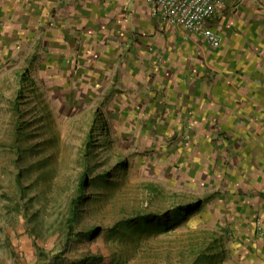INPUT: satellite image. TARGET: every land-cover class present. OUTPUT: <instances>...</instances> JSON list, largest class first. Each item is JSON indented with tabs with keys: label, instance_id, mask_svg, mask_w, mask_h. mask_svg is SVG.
<instances>
[{
	"label": "rangeland",
	"instance_id": "obj_1",
	"mask_svg": "<svg viewBox=\"0 0 264 264\" xmlns=\"http://www.w3.org/2000/svg\"><path fill=\"white\" fill-rule=\"evenodd\" d=\"M71 4L72 0H60L58 7ZM8 5H0V264H81L86 260L94 261L92 264H205L204 259H217L213 264H264V247L237 241L234 229L220 231L224 219L233 222L231 217H238L233 215L230 190L219 180L215 183V178L207 181L203 175L207 168L201 164L187 167L188 159L193 158L186 151V141L192 139L190 118L184 114L181 97L176 99L168 92L178 89L154 78L149 81L146 73L136 69L141 64L130 66L131 71L123 70L113 59L101 64L106 57L97 55V47L71 57L61 50L34 52L29 40L26 50L20 47L16 51L13 21L9 20L14 13L9 14ZM51 21L50 25L56 26L54 19ZM57 23L64 33L66 28ZM97 26L94 22L87 28ZM77 30V38L88 35L82 28ZM124 43L135 44V40ZM95 58L99 65L93 62ZM25 69L33 82L25 86L24 93L32 96L23 98L22 108L32 121L29 128L33 134L24 143L48 138L43 130L49 124L57 141L54 145L51 139L39 154L27 152L22 157L15 144L17 114L13 104ZM140 73L143 76L138 78ZM100 110L110 124L109 134L103 131L102 137L110 140L101 152L120 154L129 167L116 171L115 199L110 201L105 195L82 206L75 231L95 226L101 231L89 238L69 231L65 224L81 172L79 153L94 112ZM47 111L52 122L47 116L40 117ZM38 123L46 125L42 132ZM20 156L24 172L27 163L50 157L44 161L47 167L53 162L52 174L38 177L41 172L29 168L23 180L25 192L21 191L17 181ZM199 200L202 203L196 205L195 214L167 231H145L140 224L118 231L114 226L121 218L141 211L162 212ZM161 219L162 225L168 221ZM89 261L85 264H91Z\"/></svg>",
	"mask_w": 264,
	"mask_h": 264
},
{
	"label": "crops",
	"instance_id": "obj_2",
	"mask_svg": "<svg viewBox=\"0 0 264 264\" xmlns=\"http://www.w3.org/2000/svg\"><path fill=\"white\" fill-rule=\"evenodd\" d=\"M59 1L0 0L14 13L8 18L15 50H26L29 40L34 52L61 50L71 57L97 47V55L106 59L95 58L96 65L113 59L131 71L141 64L136 69L149 81L176 87L177 92H168L181 97L191 123L186 151L193 158L187 167L207 168L204 177L223 182L237 209L233 222L223 220L221 233L234 229L237 241L264 247L256 224L260 216L264 224V0H226L219 6L208 23L222 36L216 47L154 16L147 0H72L58 7ZM94 22L98 26L88 29ZM79 28L88 35L77 38ZM130 39L135 44L124 43Z\"/></svg>",
	"mask_w": 264,
	"mask_h": 264
},
{
	"label": "trees",
	"instance_id": "obj_3",
	"mask_svg": "<svg viewBox=\"0 0 264 264\" xmlns=\"http://www.w3.org/2000/svg\"><path fill=\"white\" fill-rule=\"evenodd\" d=\"M21 80H22L21 82L22 86L15 97L13 108L17 114V119L15 120L16 121L15 144L17 147L18 155H22L23 157L27 152L29 153L36 152L39 154L40 152H42V150H45V147L48 145L51 139L53 140V144L55 145L57 141L56 139L57 136L56 134L51 135L50 132L52 131V127L50 126V124L46 126L45 124L43 125V123L42 124L38 123L37 128L38 127L43 128V126H46L45 127L46 130H43L44 131L43 133L48 134V135L44 134V136H47L48 138L42 139L40 142L33 141L29 143V145H26L24 143V140L25 139L30 140L27 137L32 136L33 134L32 132L33 129L29 128L32 121L31 119H28L27 113L22 108L23 98L32 96L24 93L26 87H29L31 82H33V79L30 78L28 69H25L22 72ZM30 90L32 91L34 90L38 94V91L35 87H32ZM39 103L41 102L38 101V104ZM43 116H47L48 119L46 120L48 122H52L51 115L50 113H48V111L46 113L40 114V117ZM42 128L40 129V132H42ZM88 131L89 132L86 136L83 149L79 153L81 172L79 173L78 176L75 193L73 194L71 201L69 203L70 204L69 214L65 226L68 228L69 231L73 233H77L78 235L84 237L93 238L98 234V232H101L98 226L91 227L86 231H75V226L81 215L82 206H84V204H86L90 200H100L105 195L109 196L110 201L115 199V194H117L116 186L118 182L115 179L116 171H118V169L120 170L123 169L124 171H126L129 165L125 159H122L120 154L115 153L114 151L112 154H105V153L103 154L100 150L101 148H104L105 144L110 140L109 136H106L105 140H103L102 138L104 134L103 131H105L108 134L110 132V124L108 121V117L103 110L94 112L93 122ZM22 157L21 156L18 157V161L20 162V169L18 171L17 181L19 182L21 191L25 192L26 188L23 180H25V177H27L28 174L27 171L29 170V168L33 167L36 170H39L41 172L40 173L41 175H39L38 177L42 176L49 178L50 175L52 174L54 167L50 168L53 165V162L50 164L49 167H47V163L44 160L49 159L50 157L46 158L45 156H42L41 159L45 157L43 160H37L36 162L31 161V163H27L29 165L26 164L25 167L26 171L24 172L23 165L25 164V162L24 159H22ZM116 157H120L121 159L118 162L114 163L113 160ZM45 188H47V185L45 186ZM47 194L48 193H44L45 196H47ZM200 203L202 202H200L199 200L197 202L192 201L187 204H179L171 209L169 208L162 212L141 211L129 217L121 218L120 220L115 222L114 226L115 229H117L118 231L127 230L133 224H140L139 225L140 228H142L145 231H150V232H155L158 230L167 231L172 229L173 224L176 225L181 220L187 218L188 215L190 216L192 214H195L197 210L196 205ZM26 210L28 212V209ZM32 215L28 214L27 216H32ZM162 217L168 219L165 225H162V223L160 222V220L162 221L161 219ZM97 259H99V257ZM215 260L217 261V259H204V263L213 264Z\"/></svg>",
	"mask_w": 264,
	"mask_h": 264
},
{
	"label": "built area",
	"instance_id": "obj_4",
	"mask_svg": "<svg viewBox=\"0 0 264 264\" xmlns=\"http://www.w3.org/2000/svg\"><path fill=\"white\" fill-rule=\"evenodd\" d=\"M152 14L188 33L202 35L213 46H220L222 36L209 26L210 18L226 0H147ZM258 232L264 236V224L258 218Z\"/></svg>",
	"mask_w": 264,
	"mask_h": 264
}]
</instances>
